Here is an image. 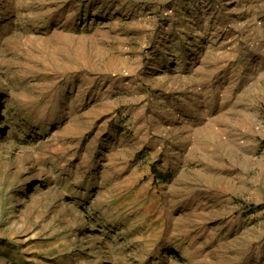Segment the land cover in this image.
Returning a JSON list of instances; mask_svg holds the SVG:
<instances>
[{
    "label": "rangeland",
    "instance_id": "374dc122",
    "mask_svg": "<svg viewBox=\"0 0 264 264\" xmlns=\"http://www.w3.org/2000/svg\"><path fill=\"white\" fill-rule=\"evenodd\" d=\"M0 264H264V0H0Z\"/></svg>",
    "mask_w": 264,
    "mask_h": 264
}]
</instances>
